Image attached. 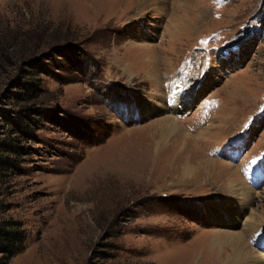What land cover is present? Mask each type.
I'll list each match as a JSON object with an SVG mask.
<instances>
[{
	"label": "rangeland",
	"instance_id": "obj_1",
	"mask_svg": "<svg viewBox=\"0 0 264 264\" xmlns=\"http://www.w3.org/2000/svg\"><path fill=\"white\" fill-rule=\"evenodd\" d=\"M133 3L0 0V220L26 237L0 264H211L210 236L264 218V0ZM29 84L37 98L19 101ZM171 89L195 92L188 110L170 114ZM167 116L185 161L215 171L176 183L180 149L157 154L149 126ZM253 243L261 263L264 233Z\"/></svg>",
	"mask_w": 264,
	"mask_h": 264
},
{
	"label": "bare ground",
	"instance_id": "obj_2",
	"mask_svg": "<svg viewBox=\"0 0 264 264\" xmlns=\"http://www.w3.org/2000/svg\"><path fill=\"white\" fill-rule=\"evenodd\" d=\"M132 1L134 2L133 3L135 5L134 7L137 10H142L146 6L148 7L149 4L153 5L154 1L156 2V0H132ZM172 8H175L176 10L179 9L177 5H174ZM193 17H194V15H192L190 17V19H189L190 25L189 24L186 25L183 22L177 21L176 17L173 18L171 23H172V27H173L175 33H176V30L177 31L186 30L188 32L193 30V23H192L193 22L192 21ZM180 35H182V34H180ZM133 46H135V45H133ZM147 50H149V49H147ZM131 52H132V50H131ZM144 61L146 63H148L149 60H144ZM157 62H158V60H157ZM151 65H152L151 68L153 69V62L152 61H151ZM152 69L150 71H148V72H145V74L147 73L145 78L146 79L149 78L152 81H154L155 78H157V77L159 78V76L156 77L155 76V72H152ZM154 69L156 70V65L154 66ZM142 70H144V69H142ZM157 73L159 75L158 71H157ZM188 95H189L190 98L192 96L194 97L195 96V92L187 90V93H186V95L184 97H182V98L180 97L178 99V101H174L173 104L170 103L171 104L170 107L172 108L171 111H170V114H177L178 113L177 112V108L174 107L176 105H180L181 108H183L182 111L189 109L191 101H192V98H191V100H188L189 99V98H187ZM149 126H150V128L157 127L158 130L161 132L160 138H159L160 140H158V141L153 140V143H155L156 146H157V148L155 147L156 148V153H157V150L160 149L159 152H161L160 154H162L163 152L166 151V149L171 144H173V146H174L173 148H176V150L180 149V151L177 153V156H176L177 160L174 163V165H172V167H171V171H173V169H179V172H178V175H177L178 176V180H177L176 183H181V182L183 183L184 181H187L188 179H191L192 177H189V176L192 174V172L194 170L202 171L205 174H209L210 172L215 171L217 169L216 168V166H217L216 164L218 162H215V161H213V160H211L209 158H205L203 156H201V159L197 160L195 164L192 162V157L191 156H189V159L191 160V162L193 164H191V162H189V160L185 161L186 155H184V153H185V150L187 149L186 148V144L189 143L191 141V139L186 134H184V135L182 134L183 132L178 127V122L175 121L174 119H172L171 116H167L166 119H162V120L156 121L155 123H153V124H151ZM147 128H149V127H147ZM180 137H183V140H184L185 143L182 142ZM165 140H166V143L164 145L165 148L164 147L162 148L160 145H162V143ZM168 140L170 141L169 143H167ZM195 151L199 153V151L197 149H195ZM140 152L142 153V151H140ZM171 152L172 151H170L169 153H171ZM141 158H140V162L137 164L138 167L141 166V168H139L138 170L134 169L133 171L137 172V173L141 172V177H142L143 175H145L146 168H147L148 165L146 164L145 160L141 159ZM167 158H169V156H167ZM159 160H160V158H159ZM157 162H158V164L160 163L159 161H157ZM135 163H137V162H135ZM195 166H197V167L194 168ZM234 172L235 171H232L230 168H228V170H226V169L224 170L225 176H227L226 177V180L228 181L227 183H229L231 185L229 190L237 191L239 195L243 194V196H245V194H244V192L242 190H240L238 188H237V190L236 189H234V190L232 189V187H233L232 185L233 184H231V182L229 181V178L232 177ZM157 178H160V176L157 177ZM255 218H256V215H253V217L251 219H249L248 222H246V224H245V229H246L245 233H246V235H245L244 232L240 233V234H234V233L233 234H231V233L227 234V233L223 232L222 234H215L214 236H210L211 237V241H209L208 244L210 243L211 249H210V253H209V257L208 258H209L210 261H213L211 264H264V260H262V259H261V263H259V261L256 258L255 250L252 247V244H255V243H253L254 242V238H256L259 234L261 235V234L264 233V218H262V220H260V222L258 224L255 223V220H254ZM261 222H263V224H260ZM248 237H249V239H248V243H247L246 242V238H248ZM260 237L258 238V244H259V242H261ZM251 240H252V243H251Z\"/></svg>",
	"mask_w": 264,
	"mask_h": 264
},
{
	"label": "trees",
	"instance_id": "obj_3",
	"mask_svg": "<svg viewBox=\"0 0 264 264\" xmlns=\"http://www.w3.org/2000/svg\"><path fill=\"white\" fill-rule=\"evenodd\" d=\"M38 86L33 87L29 84L27 88H22L16 97L19 101H31L37 98V92L40 89ZM25 238V230L19 222L0 220V255L5 261L10 260L23 250Z\"/></svg>",
	"mask_w": 264,
	"mask_h": 264
},
{
	"label": "snow or ice",
	"instance_id": "obj_4",
	"mask_svg": "<svg viewBox=\"0 0 264 264\" xmlns=\"http://www.w3.org/2000/svg\"><path fill=\"white\" fill-rule=\"evenodd\" d=\"M252 162H253V163H255L256 161H255V160H253Z\"/></svg>",
	"mask_w": 264,
	"mask_h": 264
}]
</instances>
